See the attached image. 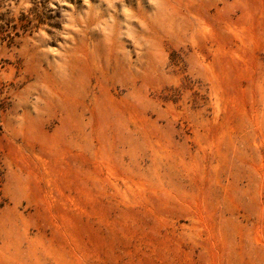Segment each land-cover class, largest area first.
Returning a JSON list of instances; mask_svg holds the SVG:
<instances>
[{
  "label": "rangeland",
  "instance_id": "1",
  "mask_svg": "<svg viewBox=\"0 0 264 264\" xmlns=\"http://www.w3.org/2000/svg\"><path fill=\"white\" fill-rule=\"evenodd\" d=\"M0 18V264H264V0Z\"/></svg>",
  "mask_w": 264,
  "mask_h": 264
},
{
  "label": "trees",
  "instance_id": "2",
  "mask_svg": "<svg viewBox=\"0 0 264 264\" xmlns=\"http://www.w3.org/2000/svg\"><path fill=\"white\" fill-rule=\"evenodd\" d=\"M12 23L11 20H4V19H1L0 18V41L2 42H6L8 44L12 43V41L14 40L15 37L19 36V30H20V27L19 25L16 23L14 26L13 25H10ZM26 19L24 21V26L21 27L23 30H26L24 29L26 27ZM8 26L9 29L8 31H6L5 27L4 26ZM20 26H21V23H20Z\"/></svg>",
  "mask_w": 264,
  "mask_h": 264
}]
</instances>
